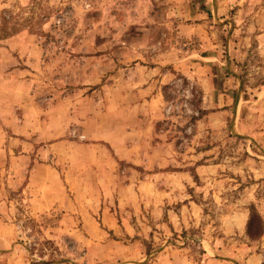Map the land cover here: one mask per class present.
<instances>
[{
    "label": "rangeland",
    "instance_id": "374dc122",
    "mask_svg": "<svg viewBox=\"0 0 264 264\" xmlns=\"http://www.w3.org/2000/svg\"><path fill=\"white\" fill-rule=\"evenodd\" d=\"M0 60L42 62L0 129V264H264V0H0Z\"/></svg>",
    "mask_w": 264,
    "mask_h": 264
},
{
    "label": "crops",
    "instance_id": "0c3cea01",
    "mask_svg": "<svg viewBox=\"0 0 264 264\" xmlns=\"http://www.w3.org/2000/svg\"><path fill=\"white\" fill-rule=\"evenodd\" d=\"M192 32L199 30V27H187ZM15 38L7 40L6 44L11 46L16 43ZM8 51V48L5 47ZM13 49V47H10ZM41 60H0V129H20L26 122V117H22V109L27 107L26 102L29 96V75L32 74L37 67L40 66ZM138 148V149H137ZM135 151H139L138 143H135ZM180 219L177 224H180ZM100 235L105 233L99 232ZM137 244V243H136ZM123 247L124 252L122 257L126 262L135 260L138 256L135 254V246ZM109 246L114 247L113 244L108 243L107 248L101 252L100 256L104 261H109L117 256L114 251H109ZM91 253L93 248L90 249ZM160 253V252H159ZM22 264H28L22 262ZM154 264H195L189 259V256L182 249L163 250L154 260Z\"/></svg>",
    "mask_w": 264,
    "mask_h": 264
},
{
    "label": "trees",
    "instance_id": "16d2710c",
    "mask_svg": "<svg viewBox=\"0 0 264 264\" xmlns=\"http://www.w3.org/2000/svg\"><path fill=\"white\" fill-rule=\"evenodd\" d=\"M7 35H5L3 38H6ZM259 216L257 214H253L251 216V220L249 221V229L251 230H257L259 233V230L261 231L262 221L259 219ZM257 219V221H256Z\"/></svg>",
    "mask_w": 264,
    "mask_h": 264
}]
</instances>
